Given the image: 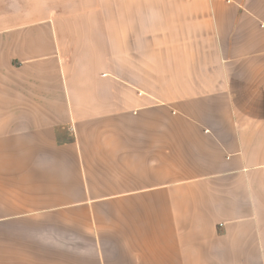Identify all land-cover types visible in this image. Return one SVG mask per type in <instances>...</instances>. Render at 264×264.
<instances>
[{"label":"crops","instance_id":"obj_1","mask_svg":"<svg viewBox=\"0 0 264 264\" xmlns=\"http://www.w3.org/2000/svg\"><path fill=\"white\" fill-rule=\"evenodd\" d=\"M0 264H264V0H0Z\"/></svg>","mask_w":264,"mask_h":264}]
</instances>
